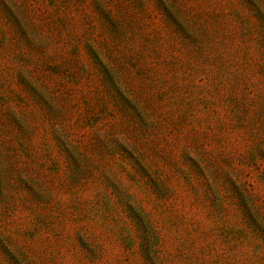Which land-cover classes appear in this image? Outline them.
Here are the masks:
<instances>
[{
    "label": "rangeland",
    "instance_id": "obj_1",
    "mask_svg": "<svg viewBox=\"0 0 264 264\" xmlns=\"http://www.w3.org/2000/svg\"><path fill=\"white\" fill-rule=\"evenodd\" d=\"M0 264H264V0H0Z\"/></svg>",
    "mask_w": 264,
    "mask_h": 264
}]
</instances>
